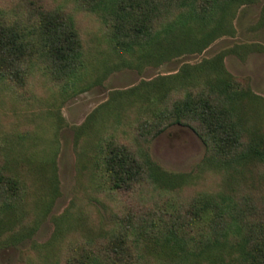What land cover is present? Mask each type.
Returning a JSON list of instances; mask_svg holds the SVG:
<instances>
[{
    "label": "rangeland",
    "instance_id": "1",
    "mask_svg": "<svg viewBox=\"0 0 264 264\" xmlns=\"http://www.w3.org/2000/svg\"><path fill=\"white\" fill-rule=\"evenodd\" d=\"M105 13L91 0H0V25L23 32L32 49L18 60L29 73L0 67V174L16 182V192L6 180L0 187V264H77L89 253L115 259L110 251L120 239L130 246L126 254L163 264L150 256L164 248L155 243L160 224L149 220L170 222L204 194H230L243 207L250 201L258 209L248 218H264V0L232 15L231 6L223 13L212 7L177 32L181 49L172 54L171 36L159 47L122 50ZM43 14L73 19L82 47L74 74L57 71L60 61L47 56ZM219 22L222 31L212 36ZM213 60L249 90L230 109L238 140L223 161L197 123L154 117L170 105L159 93L170 101L207 92ZM186 74L192 78L177 83ZM155 83H162L158 94ZM113 147L152 165L156 180L115 188L104 162ZM206 225L190 235H208Z\"/></svg>",
    "mask_w": 264,
    "mask_h": 264
},
{
    "label": "trees",
    "instance_id": "2",
    "mask_svg": "<svg viewBox=\"0 0 264 264\" xmlns=\"http://www.w3.org/2000/svg\"><path fill=\"white\" fill-rule=\"evenodd\" d=\"M91 1L95 8L106 12L104 17L106 22H110L112 38L122 50L136 51L135 46L140 45L159 47L165 38L171 36L168 53L172 54L181 49V45L174 44L177 41V32L192 26L194 21L204 20L212 7L223 13L231 6L232 15L236 7L254 0ZM172 10L178 11L176 16H171ZM41 21L39 28L44 29L46 34L47 56L60 61L56 67L57 71L65 72L68 68L74 74L82 62V47L73 19L60 15L57 18L44 16ZM222 26V22H219L212 29V36L220 33ZM24 37L25 34L20 30L5 24L0 25V67L5 65L6 69H11L14 76L30 72V69L21 71L18 61L31 49V45L23 44ZM215 61L207 65L208 72L203 68V73H207L206 84L211 86L207 92L188 90L178 98L165 101V94L159 93L162 83H155L154 89L159 93L157 97L163 98L164 102H169L170 105L164 104L158 111L159 115L155 113L154 117L155 123L162 121L166 122L165 125L197 123L199 135L207 143L211 142L216 155L223 161L224 156L229 150L232 152V147L238 140L236 122L229 117L230 109L233 110L232 104L237 99L246 97L249 90L241 88L233 76L224 70L221 62ZM170 77L173 79L176 76ZM191 78L190 74L181 75L177 83L185 84ZM255 153L258 155L261 152L257 153L255 150ZM104 162L115 188H130L135 182L147 180L154 182L155 174L149 171L152 165L147 164L146 167L144 162L137 161L124 147L111 148ZM3 180H6L11 192H16V182L13 178L0 174V187ZM158 184L156 183V187ZM217 195L219 200L212 194L196 197L188 212L172 215L170 222L149 220L151 225L160 224L157 225L160 235L155 236V243L164 248L158 251V255H150L156 263L165 264L166 261V264H264V218L255 221L248 218V215L257 211V206L249 201L243 207L237 204L234 196L230 194ZM262 212L264 215V207ZM142 223L143 219L141 225L144 226ZM202 224H207L206 229L210 233L196 240L190 235V229ZM123 249L130 250V246L124 245L120 239L110 251L115 259L111 258V255L104 257L89 253L85 255L84 260L77 261V264H129L130 260L131 264H145L142 254L132 257V253L126 254Z\"/></svg>",
    "mask_w": 264,
    "mask_h": 264
}]
</instances>
